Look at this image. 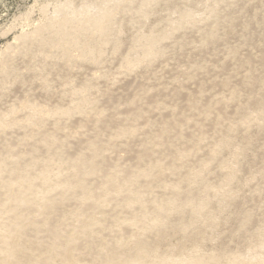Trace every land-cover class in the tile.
<instances>
[{
    "label": "rangeland",
    "instance_id": "1",
    "mask_svg": "<svg viewBox=\"0 0 264 264\" xmlns=\"http://www.w3.org/2000/svg\"><path fill=\"white\" fill-rule=\"evenodd\" d=\"M99 1L0 0V158L6 154L5 147L20 152L27 161L30 158L29 149L32 153L36 151L38 158H43L46 149L40 140L49 132L69 141L71 152L77 146H82V152H87L86 141L93 136L98 125L95 119L99 111H103L107 127H110L100 128L101 138L105 140L103 155L117 164V168L118 165H130V169L136 166L142 142L152 151L153 158L162 163L171 162L177 167L175 173L165 169L162 181L145 178L152 182L144 192L149 202L148 225L152 224L157 213L154 209L156 199L165 203L176 192L177 202L182 204L191 191H196L199 197L207 191L212 194L210 212L216 215L218 221L215 228L207 230L214 231H205V237L200 235L197 230L203 224L200 220L186 232H180L176 228L178 223L193 218L188 209L182 215L176 212L170 216V225L163 229L165 238L161 240V252L182 244L188 250L194 246L200 248L199 253L203 255L213 251H221L226 256L238 252V255H247L252 251L264 254V245L259 244L260 239H264V236H259L260 233L264 235V109L261 111L256 106L257 101L264 106V0H152L149 6L142 3L144 0H135L133 6L130 5L132 7L116 11L110 24L114 28L110 27V39L106 43L101 42L92 23L82 28L84 31L80 29L83 31L80 38L93 46L101 45L100 51L83 58L77 43L68 44V49L62 48L58 43L63 40V30L66 29L58 22L63 17L74 15L82 19L98 15L99 8L119 2ZM215 1L220 16L210 15L213 13L209 8L216 4ZM143 7L146 8L145 13ZM180 10L197 14H193L196 20L188 21L190 26L186 25L188 22L185 27L180 26L182 29L178 27V20L181 22L184 14L183 11L179 13ZM76 22L80 23L79 20ZM171 23L177 28L172 29L174 26H170ZM68 26L71 27V24ZM41 28L45 33L36 35L38 40L27 39ZM52 28L58 29L54 31ZM165 28H169L170 37L159 41L160 48L157 46V49L161 56L158 54L153 60L149 57V64L145 55L146 60L142 61L145 53L142 46L138 47L140 40L135 38L142 40L145 38L142 36L152 31H165ZM205 30L212 32V39L204 35ZM57 33L62 38H57ZM40 38L44 40L40 41ZM52 38H56L58 43L54 44ZM140 56L142 59L138 58ZM129 57L137 62L131 63ZM193 65H198L193 68L197 71L191 68ZM232 93L236 96L232 97ZM83 96L87 99L86 103L82 101L85 99ZM82 102L84 107L80 113L76 105ZM190 103L195 107H191ZM131 107L139 108L141 116L135 118L132 113L133 116L128 115ZM206 107L210 111L205 110ZM67 109L70 110L68 115L62 111ZM255 109L258 110L256 113ZM250 112L251 115L248 114ZM246 115L251 116V122L247 126L241 125L239 119ZM162 117L174 121L176 127L170 129L168 139L157 143L153 136L159 131L157 121ZM32 118L33 121L41 118L42 123L32 125ZM114 122H122L128 129L137 132L131 137H112L118 129ZM178 133L185 135L184 139L180 140ZM221 139L224 143L219 145L217 158L211 160V152ZM33 144L38 145L31 147ZM191 146L193 151L185 160H179L173 154ZM237 146L244 150L236 157L233 151ZM203 161L206 162L203 183L180 180ZM228 164L235 165L237 169L236 177L230 184L235 194L231 204L221 207L217 189L223 184ZM142 165L146 164L143 162ZM35 166L36 175L40 173L41 164ZM49 171V177L55 183L69 168L54 159ZM114 173L122 176L119 171ZM99 177H91V182H100L102 178ZM139 181L143 188L146 182L143 178ZM37 184L39 186V182ZM0 196V200H5L3 194L0 193ZM109 196L112 201L106 203L103 197H99L96 199L98 207L87 209L84 215L78 214L81 201L77 197L67 198L46 218L40 207L21 210L29 211L37 220H61L63 236L81 231L83 219L95 213L99 219L97 232L79 235L73 241L81 264H92L94 255L113 247L111 244L106 246L107 243H114L123 237L126 243L132 244L134 235L145 232L144 228L130 223L139 215L138 210L126 208L119 191L111 190ZM34 200L36 204L44 202L42 197ZM247 215H251L252 219L246 223L244 217ZM40 228L31 227L28 232H22L20 237L27 252L34 254L39 243L46 244L50 239L47 230ZM145 234H149L150 241L154 238L149 231ZM196 242L201 245H196ZM5 260L6 255H1L0 263L7 264ZM52 262L62 264L57 256L52 257Z\"/></svg>",
    "mask_w": 264,
    "mask_h": 264
},
{
    "label": "bare ground",
    "instance_id": "2",
    "mask_svg": "<svg viewBox=\"0 0 264 264\" xmlns=\"http://www.w3.org/2000/svg\"><path fill=\"white\" fill-rule=\"evenodd\" d=\"M118 1L119 2H116L117 3L116 5H111L112 2L110 0L111 6H108V7L106 6L103 9L99 8V10L101 11L98 13V15L95 14L94 16H85L82 19L79 17L81 16L82 13L78 15L79 19L76 16L73 17L74 15L67 16L66 18L63 17V20H61L58 23H60V25L66 29V31L63 30L64 38H62L61 34L58 37V33L56 36L57 38H60L61 36L63 40L61 39L62 41H59V43L56 40V38H52V40L51 39L50 40L54 44L55 43L61 44L63 46L62 48H65V49L70 48L69 47L70 45L68 46V44L70 43L79 44L81 48L80 51L82 52L83 58L88 57L91 54H95L97 51H100L101 45L93 46L91 43L83 41V39L80 38V33L84 31L83 29H85L88 26L87 25L88 23H92L93 26L95 27V29L93 30L97 31V32L95 31L94 32L98 33V35L101 37L102 43H106L107 40L110 39L109 38L110 33H111L110 27L111 26L113 27V25L110 26V24L113 21L116 11L120 8L121 10H123L127 6L132 5V3H134L135 0H118ZM144 1L142 3H145L146 5L148 4L147 6H149V3H151L152 5V2H153L152 0H146L145 2ZM156 1L158 2V0ZM217 1H215V3ZM209 3L211 4V2ZM142 5L144 6V4ZM218 8L219 6L217 3L213 4L212 7L209 8L212 10L211 13L213 14H210V13L209 14L218 16L219 14ZM145 9L143 7L144 13H145ZM192 9L194 10L195 8H192ZM186 10H188V8ZM182 11L180 10L179 13L180 12L182 13ZM190 12L191 11L184 12L181 22L178 20V27L180 26L182 27L188 21L190 22V21H193V19H195L193 17V14L195 13L193 12V14H191ZM208 12L209 11H206V13ZM77 13H79V11ZM178 17L180 19V16H177V18ZM77 19L80 21L79 24H77L76 22L78 21ZM189 22L186 25H189ZM172 23L170 26L173 25L174 28L172 29H175L177 25L175 26V24H172ZM68 24H71V27H69ZM169 28L167 30L165 28L164 29L165 31L162 30V32L152 31L153 33L151 32L150 34L142 36V38L145 37L142 40L140 38H135V40L136 39L140 40L141 45L138 47L141 48L142 46L141 48L143 50L142 52L145 53V54L143 53L144 55L142 54L143 55L142 58H144L145 55L146 57L148 56L147 58L145 57L146 59H148V63L150 62L149 57H152L151 59L153 60V57L155 59V56L157 59L158 54L159 56H161L160 55L161 53L158 52V49L160 48L159 41H162V39L165 37L166 39L168 36L170 37ZM43 29L44 28H41L40 30L38 29V31L36 32L34 36H29L27 37V39H29L30 41L31 40L33 41V39L35 38L37 39V37L41 36V34L44 32ZM56 29H54V31H56ZM80 29H82L83 31L81 32ZM51 31L53 33V30ZM204 32H205L204 35H206L208 38H211V39L213 38V34L212 32H210V30H205ZM43 38H40L39 40L41 41V39ZM157 46L159 47L158 49H157ZM77 47L79 46L77 45ZM129 58L131 59L132 62L129 61L130 60L129 59L127 60L128 63L137 62V61H133L131 57ZM138 58H141V56ZM138 58L136 59L139 60ZM145 58L142 59V61L146 60ZM194 66H198V65H193V67L191 68L193 69ZM8 72H10V70ZM193 73H195V71ZM88 89L89 88H87V90ZM235 96L236 94L232 93V97H235ZM108 97L111 98V96H108ZM82 101L86 103L87 99L85 98ZM84 102L80 103L79 105L78 104L76 105L77 106L76 109L80 113L83 112ZM256 106L259 110L261 109V111L264 109L263 104L259 101L256 102ZM191 107L194 108L195 106L191 104ZM68 109L62 110V111H64V113L68 115V113H70V110ZM256 109H255V113L256 111H258ZM205 110L210 111V108L206 107ZM130 113H132L134 116L131 115ZM248 114L251 115V112ZM128 115L138 118L139 116H141V112L139 108L137 109L136 107H131ZM247 115L239 119V123L241 125L247 126V124L251 122L250 121L251 116H247ZM168 119L163 118L157 121V125L159 126V131L155 133L153 136L157 143H162L163 141L168 139L167 134L170 133L171 131L170 129L171 128L174 129L176 127L175 122L172 120L170 121ZM4 122H1V124H3ZM95 122L98 125L95 126V132L93 136L92 137L90 136L88 140L86 139L87 140L86 146L88 150L87 152H82V146H77L76 150L71 152V150H69V141L67 142V140L62 139L61 137H59V135H56L57 133L55 134L54 132L46 133L44 134V136H42V134H39L42 136V139L40 140L42 142V146H44V148L46 149V152L43 158H40V157L38 158L36 151L32 153V151L29 149L30 158L29 159L27 158L28 159L27 161L24 159L25 157L20 152H16L11 147H5L4 151L6 152V154H4L3 158L2 157L0 158V191H1L0 193L3 194V197L5 198V200L3 201L2 199L0 200V256L3 254L6 255L5 261L7 262V264H55V262H52L53 256L60 257L62 264H81V262L77 258L78 253L75 254L74 249L76 246H74L75 243L73 241H74V238L79 235H82L85 233L89 234V233L97 232L98 230L97 225H98L99 219L95 216L94 212H93L94 214H90V215L88 214L87 218L83 219L82 221L83 228L81 229V231L77 232L76 230V232L74 231L72 234L63 236V231H62L63 223L61 222V220L59 219L55 221H52L51 219L50 220L49 219L37 220L31 215L32 213L26 210L23 212L21 209L28 208L29 210V209H33L34 207H40L41 209H43V213L46 218L47 214L51 213V211L56 210V208L63 205L64 201L67 200V198L77 197V199L81 201V203L78 204V206L81 207L78 214L84 215L83 213L87 212V209L89 208L91 209L92 207H96V206L98 207L99 202H96L97 198L103 197L106 203L112 201L113 198L109 196V193L111 190H116L121 193V196H122L121 200H124L126 202L124 204L126 208H135V210H138L139 215L135 217L130 223L137 225L139 228H144L145 232L149 231V233L152 234L154 238L151 241L148 240L149 234L146 235L144 232L143 234L134 235L132 244L126 243L123 240V237L119 238V240L115 241L114 243L112 242L107 243L106 246L111 244L113 245V247L111 249L106 250L105 252H98L96 255H94L91 261L92 264H222V260L225 261L226 259L227 260L225 262L223 261L224 262L223 264H264V254H259L256 252L254 253L253 251L247 255L246 254L238 255L239 253L238 252L237 254L234 253V255H232L231 253L230 255L228 254L229 256H226L221 251L220 252L213 251V253L210 252L211 254L208 253V255H206V253L204 252L205 254L203 255L201 254L202 252L199 253L198 249L200 248L195 247L194 245L193 246L195 248L190 247L192 249L188 250L182 244H179L178 246H174L173 249H170V250L168 249L167 252L166 251L161 252V249H159L161 247L160 246L161 240L165 238V233L163 229L164 227H167L170 225L171 214H174L177 212L180 215H182L183 213H186V209L191 211L193 219L186 220V222L181 221L176 226L177 230L180 232H186L189 227H194L195 222H199L200 220H202L203 224L201 223L202 225H200V227H197V230L200 235L204 234V237L206 236L205 231H208L209 229L211 230L212 228L216 227L215 224H217L216 222L218 221V219L216 215L210 212V206L212 204L211 202H213L211 198L212 194L210 195L207 191L204 196L199 197L196 191H191L184 198L182 204H179L177 202L176 192H174L170 197H168V200L165 203H163L162 200L156 199L154 200V209H156L157 213H156L155 219H153L152 224L148 225L146 223V216L149 212V205H148L149 202L147 201V198L145 197L144 192L145 190L149 189L150 184L152 182H149V179H145V178L151 177L155 181H160V180L162 181L165 177L164 176L165 169H168V171L175 173L177 172V167L171 162L162 163L159 160L153 158L152 151L148 148L145 142H142L140 149L137 152L138 162L136 166L133 167L134 169L133 168L130 169L131 168V167L129 168L130 165L128 167L118 165V168H117V164L109 161V158L103 155L104 153L103 148L105 146V142H104L105 140L103 139L104 140L103 141L101 138L100 128H104V129L110 128V127H107L108 122H107L106 116H104L103 111H99V116L95 119ZM32 123H31L32 125L42 123V119L40 118L39 120L33 121V118H32ZM121 123L120 122H118V124L116 123V127L118 129H116V131L112 133L111 135L112 137H116L117 139H119V138H124V137L125 138L131 137L135 135L137 131H134V130L131 131L130 129H128V127L124 126V124H121ZM80 127H83V126H80ZM183 136L185 135H183L182 133H178L177 137H179L181 140ZM222 143H224V140L221 139L219 143L217 144V147L211 152V157H210L211 160H214L217 158V154L219 153L218 152L219 145H221ZM36 145L38 144H35V145L33 144L31 147H34ZM194 146L196 147V145ZM71 149L74 150V147L73 148L71 147ZM167 149L171 150L169 146L167 147ZM192 149H193V146L189 147L188 149L184 148L181 150H176L174 151L175 153L173 154L175 155L177 159L185 160L189 156V153L193 151ZM243 150L244 149L242 147L237 146L234 148L233 152L235 153L237 157L238 155L242 154ZM54 159L57 160L59 163L65 165L67 168H69V171L65 174H61L59 180H57L55 183H53L51 178L49 177L50 164ZM143 162L146 165H142ZM37 163L41 164V166H39L40 173L35 175L34 169ZM137 166L138 168L135 169V167ZM197 167L194 169L193 172L191 173L187 172L185 175H183L182 178H180V180L188 181L191 183H198V182L203 183L202 181L204 179L203 172H204V169L206 168V162L204 161L200 162L199 166ZM226 169L227 171L225 172V175L223 177L224 179L222 182L223 184H221L222 186L220 187V189L219 188L217 189L218 190L217 198H219L218 201L221 207H226L227 205L231 204L234 200V194H235L232 188H230V184L236 177V172H237L236 166L235 165L233 166V164L232 166L226 165ZM118 171L121 172L122 176H118V174L114 173ZM6 172H8L7 176H5ZM94 176L96 177L100 176L102 180L94 184L91 182V177H94ZM141 178H143L144 182H146L143 188L139 185L140 183L139 180H141ZM37 182H39V186ZM213 195H216V194L213 193ZM36 197H42L44 202L36 204L34 200V198ZM96 210L97 208L94 209V211ZM88 213H91V212H88ZM4 215H7L8 217L4 218L3 217ZM244 218H245L244 222L246 223L250 222L252 219L251 215H247ZM28 227L30 228L33 227L34 229H38V230L40 227H42L46 229L48 232V235H50V239L47 241L46 244L39 243L37 245L36 248H38V251L37 252L35 251L34 254H32V252H27L25 250V247H24L25 242L20 237L23 235V233L28 232V230L30 229ZM212 231H208V233L209 232L211 233ZM259 236L261 238V236H264V235L260 233ZM260 240H261V243L259 242L258 243L261 244V246L264 245V239H260ZM197 243L198 242H196V245L198 244L201 245L200 243L198 244ZM262 248L263 247H261L260 250H262ZM242 253L244 252L242 251ZM224 255H225V259H224Z\"/></svg>",
    "mask_w": 264,
    "mask_h": 264
}]
</instances>
